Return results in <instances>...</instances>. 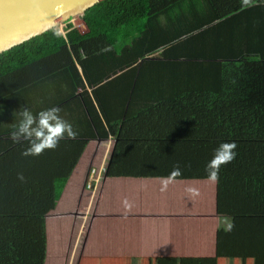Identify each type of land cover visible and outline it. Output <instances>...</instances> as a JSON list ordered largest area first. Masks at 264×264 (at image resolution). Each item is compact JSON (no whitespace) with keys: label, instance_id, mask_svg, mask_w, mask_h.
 <instances>
[{"label":"trees","instance_id":"16d2710c","mask_svg":"<svg viewBox=\"0 0 264 264\" xmlns=\"http://www.w3.org/2000/svg\"><path fill=\"white\" fill-rule=\"evenodd\" d=\"M77 20L87 33L54 29L0 54V156L23 142L11 136L19 108L78 101L88 131L65 139L116 137L107 178L208 179L215 150L235 144L215 180L255 179L264 189V0H105ZM41 89L62 94L41 99ZM143 122L162 127L131 146ZM256 199L232 233L260 216L264 233ZM50 206L0 205V264H44Z\"/></svg>","mask_w":264,"mask_h":264},{"label":"crops","instance_id":"0c3cea01","mask_svg":"<svg viewBox=\"0 0 264 264\" xmlns=\"http://www.w3.org/2000/svg\"><path fill=\"white\" fill-rule=\"evenodd\" d=\"M38 92L41 99L50 101L62 94L55 89ZM58 110L73 126L75 137L86 134L89 124L78 101ZM157 124L139 123L129 139L131 146L135 141L147 144L151 133L146 131L162 127ZM116 141L110 137L83 146L81 141L62 139L55 149H45L35 157L21 155L28 147L23 141L0 156V203L4 208L30 204L47 208L52 204L56 210L44 220V264H264L262 216L236 233L226 228L240 216L241 209L257 208L251 199L261 189L258 180H173L151 172L107 178ZM126 158L131 156L122 160ZM92 169L102 171L94 193L85 187ZM257 233L261 236L258 241Z\"/></svg>","mask_w":264,"mask_h":264},{"label":"water","instance_id":"95a60500","mask_svg":"<svg viewBox=\"0 0 264 264\" xmlns=\"http://www.w3.org/2000/svg\"><path fill=\"white\" fill-rule=\"evenodd\" d=\"M105 0H0V54L56 29Z\"/></svg>","mask_w":264,"mask_h":264},{"label":"clouds","instance_id":"9594fccd","mask_svg":"<svg viewBox=\"0 0 264 264\" xmlns=\"http://www.w3.org/2000/svg\"><path fill=\"white\" fill-rule=\"evenodd\" d=\"M17 116L19 119L11 136L14 141L23 140L27 142L28 147L21 153L25 157L38 156L45 149L53 150L60 140L74 138L76 135L73 126L59 115V110L55 107L35 113L23 107L17 110ZM235 147V144H222L215 150L213 155L214 166L206 168L211 179L217 178L221 164L230 163L235 158ZM179 174L177 169L175 175ZM17 178L21 181L24 179L22 175H18ZM231 227V223L228 222L226 224L227 230L230 231Z\"/></svg>","mask_w":264,"mask_h":264},{"label":"built area","instance_id":"2783aa9c","mask_svg":"<svg viewBox=\"0 0 264 264\" xmlns=\"http://www.w3.org/2000/svg\"><path fill=\"white\" fill-rule=\"evenodd\" d=\"M63 27L60 29H57V33L64 36L65 32L67 30H75L79 34H85L87 33V29L85 25L82 22H77L76 19H70L67 22L62 24ZM69 27V28H68ZM101 170H90L87 176L85 187L87 190H91L92 193L95 192L97 186L100 184L101 181Z\"/></svg>","mask_w":264,"mask_h":264},{"label":"rangeland","instance_id":"374dc122","mask_svg":"<svg viewBox=\"0 0 264 264\" xmlns=\"http://www.w3.org/2000/svg\"><path fill=\"white\" fill-rule=\"evenodd\" d=\"M74 19H76V21L77 22H79L78 20H77V18H74ZM63 27V25L62 24H60L57 28H56V31H57V29H60V28H62ZM87 190V189H86ZM85 190V191H86ZM254 195H256L257 196V199L256 200H258L257 202H256V205H258V207H259V203H261V201H263V203H261L262 205H263V207H264V189H260V188H257L256 190H255V193H254ZM93 197V196H92ZM92 199H96L95 197L94 198H92ZM93 200V201H94ZM236 204H238L239 205V199L237 198V201L235 202ZM241 204V203H240ZM261 210H263V209H261ZM90 213H91V209H90ZM264 213V212H263ZM90 215V214H89ZM89 215L87 216L88 218H89ZM264 215V214H263ZM82 221V220H81ZM85 223H87V221L85 222ZM86 224H85V226L83 227V229H82V232H81V234L83 233H85V230H86ZM82 234V236H84ZM82 236H80V241H81V239H82ZM81 243V242H80ZM95 249L96 250H98V248L97 247H95Z\"/></svg>","mask_w":264,"mask_h":264},{"label":"snow or ice","instance_id":"6c2138e0","mask_svg":"<svg viewBox=\"0 0 264 264\" xmlns=\"http://www.w3.org/2000/svg\"><path fill=\"white\" fill-rule=\"evenodd\" d=\"M215 163V162H214Z\"/></svg>","mask_w":264,"mask_h":264}]
</instances>
